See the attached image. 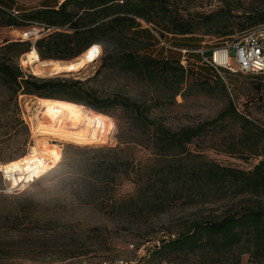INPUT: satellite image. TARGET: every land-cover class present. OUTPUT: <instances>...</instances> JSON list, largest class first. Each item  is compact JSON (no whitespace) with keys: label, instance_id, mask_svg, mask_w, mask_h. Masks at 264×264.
I'll return each instance as SVG.
<instances>
[{"label":"trees","instance_id":"1","mask_svg":"<svg viewBox=\"0 0 264 264\" xmlns=\"http://www.w3.org/2000/svg\"><path fill=\"white\" fill-rule=\"evenodd\" d=\"M256 1L258 5L255 2L240 15L234 13L230 3L211 13L184 15L169 0H64L56 7L18 11L16 16L0 9L3 27L51 29L48 33L42 32V37L34 42L4 41L0 45V86L7 93L2 106L14 102L20 111L19 99L23 96L75 103L84 107L92 118L103 120L105 129L106 117L110 115L108 109L120 107L127 116V128L120 134L116 147L90 152L92 158L86 162L87 172L83 170L87 175L75 193L76 202L86 201L87 205L104 202L109 190L114 191L125 180L133 181L136 191L129 200L107 203L121 218V223L131 225L168 215L177 204L193 208L250 196V203L231 207L218 216L190 220L177 235L161 238L160 247L154 251V258L159 260L200 254V264H229L225 259L237 252L230 264H239L244 254L256 263L264 262V205L261 203L264 199V124L246 110H238L229 97L224 82L233 73L225 71L223 80L210 68L192 63L191 60L197 61L192 55L200 56L193 53L188 55L191 60L184 67L183 54L162 45L169 37L202 35L227 39L263 24L264 0ZM142 23L150 27L144 28ZM153 37L158 46L168 50L164 55L170 51L180 56L170 59L145 53L153 46ZM202 43L196 48L170 45L175 49L197 50ZM95 45L102 48V67L129 75L154 89L159 96L155 105L185 97L184 86L190 77L203 93L220 94L228 103L212 120L173 130L160 119L151 117L152 107L147 103L100 99L86 86L95 76L84 81L60 76L40 78L26 74L17 62L32 49L42 61L69 62ZM198 71L205 78L197 79ZM256 76L264 79L262 74ZM255 89L264 90V81ZM229 124L239 128L237 135H223ZM208 136L216 141L213 146L219 152L245 163L254 159L258 163L244 170L221 165L190 150L195 141ZM135 146L149 150L153 159L149 163L137 162L133 157ZM19 197L0 195L3 200L11 198L13 202ZM253 197L257 201L251 203ZM31 206L32 203L27 205L28 210L23 214L20 211L19 216L16 206L0 210V230H13L28 243L37 240L42 248H47L52 241L63 248L62 262L87 255V246L72 224H61L57 214L49 216V212L39 217ZM10 243H19L18 237ZM4 254L0 249V258Z\"/></svg>","mask_w":264,"mask_h":264},{"label":"rangeland","instance_id":"2","mask_svg":"<svg viewBox=\"0 0 264 264\" xmlns=\"http://www.w3.org/2000/svg\"><path fill=\"white\" fill-rule=\"evenodd\" d=\"M169 1L184 15L211 13L227 3H230L232 8L235 9V14L240 15L243 10L248 9L255 2L256 5L259 4L256 0ZM16 10L21 11L20 9ZM3 23V15L0 13V45L4 41L18 42L24 39V30L35 33L33 38H29L30 41L34 42L42 37L38 34V28L15 29L3 27ZM142 25L144 28L150 27L145 23H142ZM34 28L35 30H33ZM157 32L160 34L159 31ZM152 39L154 41L153 46L146 50L145 53L170 59L180 56L178 52L170 51L164 55V52L168 50L158 46V41L155 37ZM166 42L190 48H196L198 44L204 42L206 45L205 49H208L216 46L221 40L217 37L198 35L195 37H169ZM33 50L35 49L31 51ZM22 57L23 55L17 62L28 75L40 78L60 76L81 81L95 76L94 80L86 86L95 91L100 99H129L133 102L147 103L152 107L151 117L160 119L167 127L173 130L182 126L196 125L212 120L225 109L228 103V100L220 94L207 95L203 93L200 86L194 84L193 77H190L184 86L185 97L178 96L174 102L169 100L161 102L160 105H155V101L157 102L159 96L154 89L117 70L103 68L102 53L96 62L94 61L89 66L82 63L81 67L76 71L79 73L70 74L42 72L36 70L33 66H23L21 63ZM192 57L197 61L202 59L201 56L192 55ZM69 62L79 64L76 59ZM202 78H205V76L198 71L197 79ZM261 81H264V79H260L256 75L234 74L226 77L224 83L228 89L229 97L234 100L238 110H246L252 118L264 124V90L258 91L255 89L256 85ZM6 96L7 93L0 86L1 170L8 162L10 163L26 156L34 146L28 107L30 106L31 110L35 108L31 104H28L27 107L26 101L31 103L30 100L37 97H20V111H18L14 102H10L7 106L1 105ZM108 110L110 115L106 117L108 122L107 129H105L103 120L101 121L97 117L91 119L87 143L79 146L55 143V145L60 144L62 147L60 162L50 172L43 175V177H39L40 179L36 178L34 182L28 183L21 189L13 190L11 189L14 186L13 181L6 180L4 170L3 172L0 171V195L7 198L16 195L21 196L14 202L11 201V198L7 199V201L0 198V210H11L10 207L16 206L19 216L21 215L20 211H22V214L25 213L28 210L27 205L32 203L31 209H34L33 212L39 217H43L48 212L49 216L57 214V217L61 219V224H72L73 228L79 231V237L87 246V255L62 262L61 257L65 254L63 248L55 246L52 241L46 246L47 248H42V244L37 240H32L33 242L28 243L27 239L20 237L13 230H0V249L5 251V254L1 255L0 258L1 264H100L103 259L131 260L134 258L135 251L142 245L155 249L161 238L166 236L165 238L168 239L170 234L177 235L190 220L218 216L223 212L229 211L231 207L243 205L245 202L250 203L248 201L250 196H248L245 199L239 197L193 208H184L177 204L168 215L148 219L141 224L135 221L128 225L127 223H121V218L119 219L112 212L107 203L115 202L118 204L129 200L136 191V185L133 181L125 180L120 186L113 188L114 191L109 190L104 202L100 201L91 205H87L86 201L76 202L74 196L79 191L85 175H87L84 171L87 172L85 170L88 167L86 162H89L92 158L90 152L116 147L119 143L120 134L127 128V116L123 109L113 107ZM238 133L239 128L229 124L223 135L228 137L230 134L237 135ZM215 144H217L216 141L208 136L195 141L190 146V150L196 154H202L207 159L221 165L244 170L252 169L258 163V160L255 159L245 163L238 158L223 154L215 149V146H213ZM132 148H134L133 157L137 162L149 163L153 159L149 150L139 146ZM254 201L257 200L253 197L251 203ZM261 203L264 205V199ZM38 235L35 237H39ZM17 237L19 243L16 245L10 243L13 240L17 241ZM131 245L135 248L131 249ZM31 246L35 248H31ZM236 255L237 252L225 259V262L232 263ZM170 258L183 261L186 264H200L202 257L200 254H181ZM240 259L239 264H264V262H254L248 254H244ZM159 261L157 258H152L148 261H142L141 264H158Z\"/></svg>","mask_w":264,"mask_h":264},{"label":"bare ground","instance_id":"3","mask_svg":"<svg viewBox=\"0 0 264 264\" xmlns=\"http://www.w3.org/2000/svg\"><path fill=\"white\" fill-rule=\"evenodd\" d=\"M93 49L97 51L93 52ZM101 53L102 48L95 45L76 59L79 64H72L53 60L42 61L37 51L33 50L22 57L21 63L42 72L74 73L82 63L89 66L96 62ZM33 99L30 100L31 103L26 101V106L31 104L35 108L31 110L30 106L28 107L34 146L26 156L0 169L1 172L4 170L6 180L13 181V190L21 189L36 178L40 179L39 177H43L58 165L62 147L55 143L83 145L87 143L91 128L92 116L81 105L53 99Z\"/></svg>","mask_w":264,"mask_h":264},{"label":"built area","instance_id":"4","mask_svg":"<svg viewBox=\"0 0 264 264\" xmlns=\"http://www.w3.org/2000/svg\"><path fill=\"white\" fill-rule=\"evenodd\" d=\"M17 12H13V15H17ZM39 29V28H38ZM35 30V28L33 29ZM45 29H39V35H42ZM51 29L45 31L50 32ZM24 39L29 40L35 35L32 31L23 33ZM216 46L205 49V43H202V47L197 50L187 49H175L166 41H162V45L166 48L180 51L183 54L181 64L184 67L188 66V55L199 54L201 56L200 61L191 60L192 63L197 65H203L210 68L216 75L224 80V72H230L233 74H253L264 75V23L257 25L248 31H245L239 35L232 36L227 39H219ZM209 54V55H208ZM160 242L155 249L142 245L135 251L134 258L127 259H103L100 264H141L142 261H148L154 258V251L160 247ZM135 247L131 245V249ZM158 264H186L184 262L174 259H162Z\"/></svg>","mask_w":264,"mask_h":264},{"label":"crops","instance_id":"5","mask_svg":"<svg viewBox=\"0 0 264 264\" xmlns=\"http://www.w3.org/2000/svg\"><path fill=\"white\" fill-rule=\"evenodd\" d=\"M64 0H0V9L7 11L18 12L16 9H20V12H28L34 9L40 8H52L60 5Z\"/></svg>","mask_w":264,"mask_h":264},{"label":"water","instance_id":"6","mask_svg":"<svg viewBox=\"0 0 264 264\" xmlns=\"http://www.w3.org/2000/svg\"><path fill=\"white\" fill-rule=\"evenodd\" d=\"M60 74H64V73H60ZM66 74H70V73H66ZM57 75H59V74H57Z\"/></svg>","mask_w":264,"mask_h":264},{"label":"snow or ice","instance_id":"7","mask_svg":"<svg viewBox=\"0 0 264 264\" xmlns=\"http://www.w3.org/2000/svg\"><path fill=\"white\" fill-rule=\"evenodd\" d=\"M97 51L96 49H93V52Z\"/></svg>","mask_w":264,"mask_h":264}]
</instances>
